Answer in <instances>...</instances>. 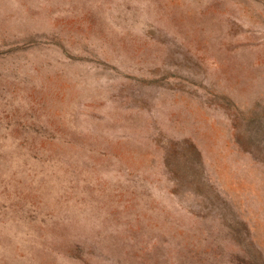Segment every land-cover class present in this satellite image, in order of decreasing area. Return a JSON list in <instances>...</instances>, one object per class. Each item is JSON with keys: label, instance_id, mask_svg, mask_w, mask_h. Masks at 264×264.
<instances>
[{"label": "rangeland", "instance_id": "1", "mask_svg": "<svg viewBox=\"0 0 264 264\" xmlns=\"http://www.w3.org/2000/svg\"><path fill=\"white\" fill-rule=\"evenodd\" d=\"M0 264H264V0H0Z\"/></svg>", "mask_w": 264, "mask_h": 264}]
</instances>
